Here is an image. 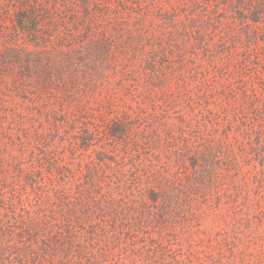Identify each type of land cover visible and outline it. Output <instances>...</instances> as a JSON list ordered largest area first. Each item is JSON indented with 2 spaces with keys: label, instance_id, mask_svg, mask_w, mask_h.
I'll use <instances>...</instances> for the list:
<instances>
[{
  "label": "trees",
  "instance_id": "1",
  "mask_svg": "<svg viewBox=\"0 0 264 264\" xmlns=\"http://www.w3.org/2000/svg\"><path fill=\"white\" fill-rule=\"evenodd\" d=\"M0 264H264V0H0Z\"/></svg>",
  "mask_w": 264,
  "mask_h": 264
}]
</instances>
